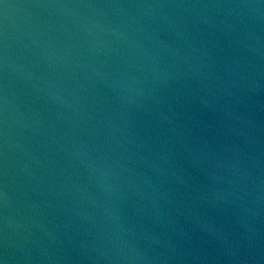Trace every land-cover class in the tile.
I'll use <instances>...</instances> for the list:
<instances>
[{"label": "water", "instance_id": "1", "mask_svg": "<svg viewBox=\"0 0 264 264\" xmlns=\"http://www.w3.org/2000/svg\"><path fill=\"white\" fill-rule=\"evenodd\" d=\"M0 264H264V0H0Z\"/></svg>", "mask_w": 264, "mask_h": 264}]
</instances>
